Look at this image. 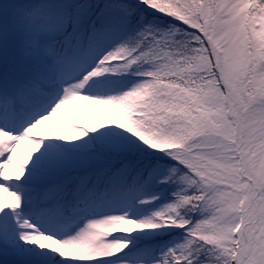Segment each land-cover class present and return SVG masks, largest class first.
Returning <instances> with one entry per match:
<instances>
[{
    "label": "snow or ice",
    "instance_id": "obj_1",
    "mask_svg": "<svg viewBox=\"0 0 264 264\" xmlns=\"http://www.w3.org/2000/svg\"><path fill=\"white\" fill-rule=\"evenodd\" d=\"M0 264H264V0H0Z\"/></svg>",
    "mask_w": 264,
    "mask_h": 264
},
{
    "label": "rangeland",
    "instance_id": "obj_2",
    "mask_svg": "<svg viewBox=\"0 0 264 264\" xmlns=\"http://www.w3.org/2000/svg\"><path fill=\"white\" fill-rule=\"evenodd\" d=\"M87 105H89V103H87ZM78 106L79 105H69L68 106V109H67V111H68V118H69V112L72 114V115H74V117L76 118V116H75V111H77L78 112ZM98 108V107H97ZM98 111H99V113H95V114H93L92 115V117L93 118H97L99 121H103V115H102V113L100 112V110L98 109ZM79 114V113H78ZM82 119V118H81ZM50 121H45V123H49ZM51 124L53 125V126H55V127H57V129L59 130V132L61 133V135H66V131L58 124V123H56V122H54V121H51ZM48 130H49V133L51 134V135H55V133H54V131H53V129H52V127H51V125L49 124V126L48 127H46ZM25 147H28V148H31V145H25Z\"/></svg>",
    "mask_w": 264,
    "mask_h": 264
},
{
    "label": "trees",
    "instance_id": "obj_3",
    "mask_svg": "<svg viewBox=\"0 0 264 264\" xmlns=\"http://www.w3.org/2000/svg\"><path fill=\"white\" fill-rule=\"evenodd\" d=\"M96 106L98 107V109L100 110V112L103 114L104 113V110L102 108H100L98 105H96ZM78 113H79V115L82 118V122L84 124L83 127H89L88 121L90 119H94V118L92 117V113L90 112L86 101L81 102V105L78 106ZM103 116H104V114H103ZM72 118H74L76 121H79L77 118L74 117V115H72L69 112V119H72ZM79 124H80V121H79ZM80 126H82V125L80 124ZM66 135H68L67 132H66Z\"/></svg>",
    "mask_w": 264,
    "mask_h": 264
}]
</instances>
